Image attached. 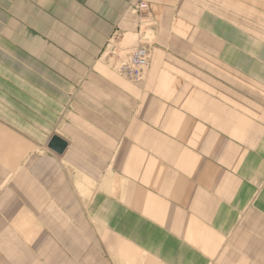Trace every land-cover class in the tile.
Wrapping results in <instances>:
<instances>
[{"label":"crops","instance_id":"crops-1","mask_svg":"<svg viewBox=\"0 0 264 264\" xmlns=\"http://www.w3.org/2000/svg\"><path fill=\"white\" fill-rule=\"evenodd\" d=\"M232 4L264 9L0 0V264H264V28ZM140 28L141 88L89 66Z\"/></svg>","mask_w":264,"mask_h":264},{"label":"rangeland","instance_id":"rangeland-1","mask_svg":"<svg viewBox=\"0 0 264 264\" xmlns=\"http://www.w3.org/2000/svg\"><path fill=\"white\" fill-rule=\"evenodd\" d=\"M140 3L137 4V6L134 8V11H135V13H138L142 17L143 15H146L148 13L149 8H148L147 11H140V10H138V7H139ZM243 8L244 7H241L240 8L238 5H234V4L231 5V20H232V23L233 24L238 25L239 22H240L239 19H238L239 16L243 17L244 15H246L248 24L249 23L250 24L251 23H253V24L257 23L258 25H262L263 28H264V9H263L262 13L258 14L257 12L254 11V6H252L250 4H248L246 13L242 12L243 11ZM255 19H257V21ZM246 33H247V47H248L247 53L248 54H252V56H255V54H254L255 51L253 49V47H254V41H255V35H254L253 30L250 29V26L248 27ZM257 39H259V38H257ZM262 40H263V42H262L261 48H262V54H263L262 58L263 59L260 60V61L262 62V67L264 68V38ZM151 41H153V39H151V37H150V31L149 30L146 31V30H143V29L140 28L139 30H137L136 32H134L133 35H131V38L130 39H128L126 41V42H128V45L131 44L130 49L128 47H126L127 46L126 44H124L126 46H124L123 44H120V45H117V47L113 50L114 52H109V53L106 52V53H104L102 55L99 54L96 57L92 55L93 58H91V60L89 62V66L91 68H93L96 65L104 64L105 67L110 68V69H113L116 73L119 74V76H121L122 78H124L127 82L133 84L136 88H141L143 86V84H144V80H145V77H146V74H147V71H148L149 66L145 70L144 76L139 81L130 80V79L122 76L119 73V71H118V66L124 60H127L128 57L133 52V50L139 44H142V43H144V44H146V45L149 46V48H150V58H151V48H152ZM256 41H258V40H256ZM119 42H120V40H119ZM235 42L236 43L234 44V46L236 48L237 47H240L239 44H238V40H236ZM251 42H253V44ZM250 47H252V48L249 49ZM258 52L259 51H257V54H258ZM261 74H263V75H260V77H255V75H254L253 76L254 78H250V79H253V81L255 80L254 81L255 84L258 85V86L259 85H262V84L264 85V72L261 73ZM232 109H235V110L239 111L238 109H236L234 107H232ZM250 119L253 122L256 121V119H255L254 116L253 117L250 116Z\"/></svg>","mask_w":264,"mask_h":264},{"label":"built area","instance_id":"built-area-1","mask_svg":"<svg viewBox=\"0 0 264 264\" xmlns=\"http://www.w3.org/2000/svg\"><path fill=\"white\" fill-rule=\"evenodd\" d=\"M149 5L146 2H141L138 10L147 11ZM150 63V48L148 45L142 43L139 44L128 57L119 66V73L134 81H139L144 76L145 70Z\"/></svg>","mask_w":264,"mask_h":264},{"label":"water","instance_id":"water-1","mask_svg":"<svg viewBox=\"0 0 264 264\" xmlns=\"http://www.w3.org/2000/svg\"><path fill=\"white\" fill-rule=\"evenodd\" d=\"M67 145L68 142L59 135H53L48 144L49 148L58 154H62Z\"/></svg>","mask_w":264,"mask_h":264},{"label":"bare ground","instance_id":"bare-ground-1","mask_svg":"<svg viewBox=\"0 0 264 264\" xmlns=\"http://www.w3.org/2000/svg\"><path fill=\"white\" fill-rule=\"evenodd\" d=\"M16 1V0H15ZM11 4V3H10ZM16 4V3H15ZM15 6V5H14ZM9 7V6H8ZM16 7H18V6H16ZM23 10V9H22ZM28 10V9H27ZM31 10V9H30ZM15 11V10H14ZM17 12V11H16ZM32 12H33V10H32ZM20 13H21V11H20ZM24 14V13H23ZM21 15V14H20ZM27 15V14H26ZM31 15V14H30ZM35 15V14H34ZM28 16V15H27ZM32 17H34V16H32ZM9 18V17H8ZM25 20H26V17H25ZM28 20V19H27ZM36 20V19H35ZM34 20V21H35ZM3 21V20H2ZM11 21H13V20H11ZM33 21V20H32ZM18 22V21H17ZM16 22V23H17ZM13 23V22H12ZM11 23V24H12ZM9 24H10V22H9ZM25 24V23H24ZM30 24V23H29ZM34 24H35V22H34ZM21 25V24H20ZM31 25H33V24H31ZM22 26V25H21ZM29 26V25H28ZM7 26L5 25V28H6ZM23 28H24V26H22ZM18 28H19V25H18ZM20 29V28H19ZM22 30V29H21ZM6 31V30H5ZM7 32V31H6ZM22 33V32H21ZM15 35V34H14ZM9 36V35H8ZM21 37H22V35H21ZM24 37H25V35H24ZM23 37V38H24ZM28 39V38H27ZM9 40V39H8ZM14 40V39H13ZM33 41H35V40H33ZM37 41V40H36ZM16 42V41H15ZM20 42H21V40H20ZM24 42H27L26 40L24 41ZM16 43H18V42H16ZM23 43V42H22ZM26 44V43H25ZM52 44V43H51ZM37 45V44H36ZM40 45V44H39ZM22 46V45H21ZM48 47V46H47ZM27 51V50H26ZM9 53V52H8ZM29 54V53H28ZM33 54V53H32ZM2 57H0V58H5V57H3V53H2V55H1ZM5 56H6V54H5ZM31 56V55H30ZM29 56V57H30ZM8 57V56H7ZM35 58V57H34ZM29 59V58H28ZM27 61V60H26ZM26 64V63H25ZM11 67V66H10ZM54 67V66H53ZM19 73V72H18ZM8 88H9V86H8ZM18 94V93H17ZM19 95V94H18ZM2 96V95H1ZM6 98V97H5ZM13 98V97H12ZM6 101H7V99H6ZM18 102V101H17ZM30 104V103H29ZM14 107V106H13ZM0 108H2V106L0 107ZM16 109H18V107L16 106ZM1 110V109H0ZM3 111H5L4 109H3ZM3 114V113H2ZM9 116V115H8ZM13 117V116H12ZM30 117V116H29ZM13 121H14V123L16 122L14 119H13Z\"/></svg>","mask_w":264,"mask_h":264}]
</instances>
